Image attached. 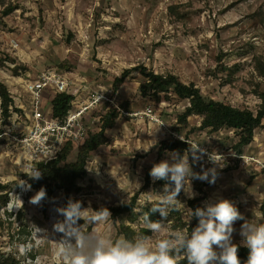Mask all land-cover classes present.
<instances>
[{"label":"rangeland","instance_id":"obj_1","mask_svg":"<svg viewBox=\"0 0 264 264\" xmlns=\"http://www.w3.org/2000/svg\"><path fill=\"white\" fill-rule=\"evenodd\" d=\"M10 4L17 8L3 15ZM174 5L177 9L171 11ZM183 14L181 20L179 15ZM0 57L15 59L0 67V80L9 88L20 78L27 80L45 69L59 68L76 81H87L91 94L118 92L120 104H128L124 108H156L170 131L177 132L179 137L174 138L147 120L118 118L107 131L108 144L90 154L86 178L76 180L81 190L72 196L83 208L92 211L129 201L154 164L171 162L174 152L158 154L161 142L190 138V145L207 151L197 162L189 151L184 153L186 158L189 153L194 173L213 167L208 153L221 154L224 166L218 168L215 184L189 177L191 193L182 190L177 197L184 218L190 219V199L200 197L204 207L228 199L243 217L233 225L232 243L243 245L241 226L264 224V126L256 130L253 142L242 145L234 130L227 128L190 131L200 125L198 116L189 117L186 124L178 121L189 101L175 95L162 101L144 97L140 84L145 78L137 71L114 88L115 79L125 69L143 64L164 76L173 74L184 83H194L212 99L248 107L258 114L262 100L256 91L264 92V0H0ZM62 62L70 69L60 68ZM109 109L104 102L91 112V134L100 131L101 117ZM82 143L74 144L69 161L76 160ZM236 146L242 149L241 154ZM206 160L209 163L204 164ZM32 170L17 149L0 141V180L27 185L23 174ZM19 185L7 210L26 215L30 226L26 245H31L29 253L36 254L29 261L28 252L22 254L19 248L16 264H64L54 256L62 234L53 228L64 219L56 211L63 207L62 191L56 192L45 208L42 202L30 203L34 194ZM163 190L150 187L141 193L137 210L157 201ZM0 219L5 220V212ZM79 223L86 233L95 232L115 242L124 237L120 226L128 221L123 214L116 221L109 217L99 225ZM141 224L147 227L141 218L133 225L137 228ZM164 224L160 234L149 237L152 245L182 230L171 227L169 220ZM15 248L6 220L0 225V255L12 254Z\"/></svg>","mask_w":264,"mask_h":264},{"label":"trees","instance_id":"obj_2","mask_svg":"<svg viewBox=\"0 0 264 264\" xmlns=\"http://www.w3.org/2000/svg\"><path fill=\"white\" fill-rule=\"evenodd\" d=\"M15 8H17L16 5L10 4L2 12V14L7 15ZM170 8L171 11L174 9L176 10L177 6L174 5ZM179 16L181 20L185 18V14ZM9 60L15 62V59L10 57H6V59L0 57V67H4L6 61ZM59 66L60 68L66 70L70 69L68 64L65 62L60 63ZM22 68L26 69V67ZM14 69L18 70V67ZM133 71L139 72L145 78L144 82L140 84V90L144 97L152 96L153 98L162 101V99L171 100L172 96L175 95L180 100L189 101V105L186 106L184 112L178 116V121L179 123L186 124L189 117L198 116L201 119V123L199 126L192 128L190 130L192 132L196 129H209L210 131L217 132L227 128L234 130L235 134L239 137L240 144L249 145L254 140L256 130L264 126V92L256 91L262 102L260 104L258 114H255V112L248 107H236L223 101L212 99L206 96L194 83H184L173 74L164 76L156 73L154 70L149 69L143 64L125 69L121 76L115 79L114 88H119V86ZM71 98L72 97L67 94H58L52 101L54 110L52 115L63 116L68 111V103L71 101ZM0 100L1 117L6 125L7 121L13 116L10 106L14 103V101L11 97L8 85L1 80ZM124 107H128V104H125ZM17 111L22 112V110L19 109H17ZM118 116L119 113L114 109H109L103 114L101 117L100 131L91 134L89 138L84 141V143L78 146L79 155L76 160H68L70 153L74 149V144H68L65 147L64 153L60 159L48 163H40L37 166L42 173L41 179L35 180L26 173L23 174L26 178L27 185L31 186L29 190L30 193L32 192L35 195L41 189L46 191V199L42 201L43 207L46 208V206L53 199L54 194L58 191H62L63 193V206H66L69 199L77 201V199L72 196L74 193H78L81 190V187L76 184V180H83L86 178L87 163L90 154L98 150L99 147L108 144L109 137L107 135V131L116 125ZM174 130L177 131V129ZM188 140H190V138ZM188 140H163L160 144L158 154L162 155L167 151H171L179 153L183 156L184 153L189 151L191 147ZM235 148H237V151L240 154L242 153V149L240 147L236 146ZM149 173L150 172L148 171L144 178V184L142 187L132 195L129 201L123 202L120 205L106 207L110 210L112 214L110 218L114 221H116L119 216L123 214L126 215L128 223L120 226V232L123 234L124 238L130 241H134L140 236H151L152 232H150L147 227H144L141 224L136 228L133 225L138 222L139 218L142 220L144 214L150 215L151 219L154 221L162 219L159 212L151 213L150 211L154 206H156L157 201L143 205L141 207V211L137 210V202L141 193L150 187H153L155 191H159L167 183L163 180L153 182ZM18 185V181L3 182L0 180V215L2 212H5V220L0 219V225H3L4 222L8 220L10 238L16 245L15 251L12 254L2 253L0 255V264H16L20 248L19 246L26 245L30 236V226L28 225L26 215L23 212L14 213L13 211L7 210L11 202V194ZM188 206L191 209L190 219L188 221L184 218L183 212L179 207L175 210H169L167 220H169L171 227L185 230L190 235L191 231L199 223L198 218L193 215V212L197 208L204 207V204L202 203L200 197H196L188 201ZM13 216L14 218H12ZM235 245L239 246L238 254L241 264H246L249 249L240 243H235ZM35 254V252H28V260L33 261L35 259ZM179 256L177 264H188L187 259L182 253L179 254Z\"/></svg>","mask_w":264,"mask_h":264},{"label":"clouds","instance_id":"obj_3","mask_svg":"<svg viewBox=\"0 0 264 264\" xmlns=\"http://www.w3.org/2000/svg\"><path fill=\"white\" fill-rule=\"evenodd\" d=\"M189 152L193 162H197L206 154L200 145H191ZM211 168H204L200 173H194L189 163V153L183 156L179 153L171 154V162L163 160L153 165L150 177L153 182L163 180V194H159L156 206L151 213L159 212L162 219L152 220L144 214L143 222L153 235L160 234L167 220L169 210L178 208V195L182 190L191 193L188 184L189 177L200 181L215 184L218 179V168H222L224 157L213 152L208 154ZM32 179L39 180L42 174L39 169L26 172ZM24 190H30V185H19ZM46 199V191L41 189L30 200V203L39 205ZM23 205V201L19 198ZM19 208V205L16 207ZM64 217L57 221L54 231L62 234L58 246L54 251L57 259L64 264H177L179 254H183L188 264H241L239 246L232 243L234 223L243 219L238 208L228 199L209 203L206 207L197 208L193 215L198 218V225L189 235L186 231L176 230L171 238L158 240L155 245L150 238L140 236L134 241L120 237L115 242L111 238L94 233H86L79 223L83 220L92 225H99L112 216L110 210L101 207L99 210L85 209L81 202L69 199L66 206L56 209ZM83 224V225H84ZM241 235L244 244L249 249L246 264H264V224L245 223L241 226ZM22 254L31 250V245H20ZM220 249L217 252L216 249Z\"/></svg>","mask_w":264,"mask_h":264},{"label":"built area","instance_id":"obj_4","mask_svg":"<svg viewBox=\"0 0 264 264\" xmlns=\"http://www.w3.org/2000/svg\"><path fill=\"white\" fill-rule=\"evenodd\" d=\"M88 84L87 81L74 80L59 68L45 69L34 78L13 81L8 87L14 101L10 106L13 116L4 125L0 107V141L17 149L30 168L38 169L40 163L60 159L68 144L84 142L89 138L93 124L91 112L104 102L109 104L110 109L117 110L118 118L133 122L147 120L172 137H179L177 132L170 131L156 108L125 109L119 102L118 92L115 95L99 91L91 94ZM58 94L72 97L63 116L52 115V101ZM203 162L209 163L207 160Z\"/></svg>","mask_w":264,"mask_h":264}]
</instances>
